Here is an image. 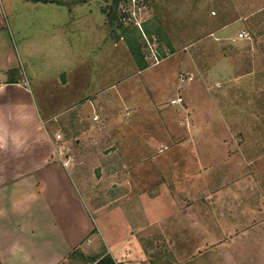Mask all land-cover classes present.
I'll use <instances>...</instances> for the list:
<instances>
[{
  "label": "rangeland",
  "instance_id": "374dc122",
  "mask_svg": "<svg viewBox=\"0 0 264 264\" xmlns=\"http://www.w3.org/2000/svg\"><path fill=\"white\" fill-rule=\"evenodd\" d=\"M15 2L20 35L30 37L29 56L18 50L24 73L91 188L89 210L105 206L92 215L94 246L63 264H151L139 250L122 262L106 248L156 221L170 236L185 224L176 236L192 249L203 235L189 220L213 232L216 218L234 236L264 219V0H138L134 19L120 0L112 26L114 0ZM251 236L264 248V234Z\"/></svg>",
  "mask_w": 264,
  "mask_h": 264
},
{
  "label": "crops",
  "instance_id": "0c3cea01",
  "mask_svg": "<svg viewBox=\"0 0 264 264\" xmlns=\"http://www.w3.org/2000/svg\"><path fill=\"white\" fill-rule=\"evenodd\" d=\"M17 12L15 0H0V264H63L74 249L83 254L94 246L96 228L92 215L102 212L105 206L94 212L89 210L91 188L80 185L74 164L68 159L73 161V157L66 154L68 149L64 154L61 143L55 140L59 135L54 124L56 116L50 114L47 105L40 106L24 73L18 50L27 58L26 41L30 37L20 35L15 23ZM14 34L19 37V44ZM107 41L104 44L110 46ZM58 83L62 88L68 85L59 80ZM89 103L94 109L96 100ZM66 161L69 162L64 167ZM209 219L215 225L213 232L200 227L201 218L189 220L188 224L200 228L203 235L192 249L185 234L183 238L176 236L184 231L185 224L173 223L170 236L164 235L162 223L156 221L149 230L140 229L142 237L134 233L130 238H117L106 251L122 262L126 255L130 258L139 250L141 258L148 255L151 264H264V248L261 243H254L251 236L258 240L264 234V227L259 228L263 218L234 236L230 232L224 235L216 218ZM143 236H150L149 241L154 243L150 245L151 252H147L148 239L144 241ZM163 238L165 250L160 241ZM132 249L134 253L130 252ZM207 253H213V259L200 258Z\"/></svg>",
  "mask_w": 264,
  "mask_h": 264
},
{
  "label": "trees",
  "instance_id": "16d2710c",
  "mask_svg": "<svg viewBox=\"0 0 264 264\" xmlns=\"http://www.w3.org/2000/svg\"><path fill=\"white\" fill-rule=\"evenodd\" d=\"M28 2L31 3H42V4H51L52 1L54 0H26ZM120 0H114V5H113V9L111 10V13L107 12V20L109 22V25H113L114 21H117V3ZM52 5H56V4H52ZM60 6V5H57ZM116 8V9H115ZM115 9V10H114ZM116 11V13H115ZM102 14H105V11H103ZM118 22V21H117ZM120 26V25H119ZM126 45L127 48L129 50V53L131 55V57L136 61L137 64V59H138V55L140 54V47L136 44V42L131 39V40H127L126 41ZM137 66L141 69H143V67L140 64H137ZM81 252L79 251V249H74L66 258V260H72L75 259L77 256H81ZM91 261V260H88ZM98 264H111L110 258L108 256H106L105 258H103Z\"/></svg>",
  "mask_w": 264,
  "mask_h": 264
},
{
  "label": "built area",
  "instance_id": "2783aa9c",
  "mask_svg": "<svg viewBox=\"0 0 264 264\" xmlns=\"http://www.w3.org/2000/svg\"><path fill=\"white\" fill-rule=\"evenodd\" d=\"M126 1H128V6H127V9H126V12H123L124 13V16H126V15L129 16V17L131 16V18L134 19L135 18V12L133 11V7L135 5L138 7L139 2H138V0H126ZM123 8L124 7L121 6L122 11H123ZM137 26H139V24ZM243 38H247V33L245 31H240L238 33L237 39H243ZM151 56L153 57V53H152ZM179 103H180V101H177V100L171 102V104H175V105L176 104H179ZM93 120H96V117H94ZM55 140L58 143H61V144L63 143L62 142L63 140L61 139L60 135H56L55 136ZM59 154H60V152H59ZM68 159H69L70 162L72 161V158H68ZM69 161L64 162L63 163V166L66 167L68 165V162ZM112 264H116L115 261H113Z\"/></svg>",
  "mask_w": 264,
  "mask_h": 264
}]
</instances>
